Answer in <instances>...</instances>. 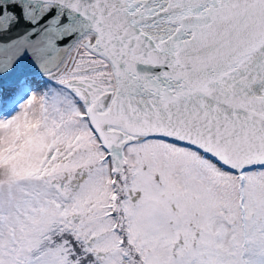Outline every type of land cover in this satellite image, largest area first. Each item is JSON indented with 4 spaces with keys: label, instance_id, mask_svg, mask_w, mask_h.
Here are the masks:
<instances>
[{
    "label": "snow or ice",
    "instance_id": "snow-or-ice-1",
    "mask_svg": "<svg viewBox=\"0 0 264 264\" xmlns=\"http://www.w3.org/2000/svg\"><path fill=\"white\" fill-rule=\"evenodd\" d=\"M0 264H264V0H0Z\"/></svg>",
    "mask_w": 264,
    "mask_h": 264
}]
</instances>
